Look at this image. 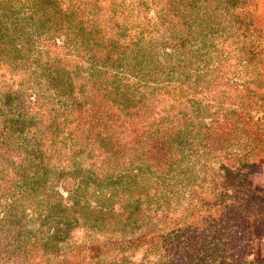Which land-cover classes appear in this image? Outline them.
Masks as SVG:
<instances>
[{
    "label": "trees",
    "instance_id": "obj_1",
    "mask_svg": "<svg viewBox=\"0 0 264 264\" xmlns=\"http://www.w3.org/2000/svg\"><path fill=\"white\" fill-rule=\"evenodd\" d=\"M257 1L0 0V264H264Z\"/></svg>",
    "mask_w": 264,
    "mask_h": 264
},
{
    "label": "rangeland",
    "instance_id": "obj_2",
    "mask_svg": "<svg viewBox=\"0 0 264 264\" xmlns=\"http://www.w3.org/2000/svg\"><path fill=\"white\" fill-rule=\"evenodd\" d=\"M257 6H258V9H256L257 16H255V18L257 21L262 23V26H264V0H258ZM10 104H11V106H14L16 104V102L14 100H11ZM12 156H14V155L12 153H10L9 155L6 154V157H4V158H7V161L9 163H11V162L16 163V161H13L14 158ZM6 164L7 163H0V165H6ZM261 174H264V169L258 173H253V174H250L246 177L247 182H248V186L251 190H253V191H263L264 190V175L262 176ZM24 211L25 210H22V208H20V207L17 208L14 220L18 221L17 224L20 225L22 232L26 233V231H28L30 228L35 229L37 227V224H31V223L27 222V218H25L24 214L22 213ZM26 213L27 212L25 211V214ZM263 234H264V229H263ZM84 237H85L84 233L80 230H77V231L73 232L72 240L80 242L84 239ZM109 239L111 240V238H108L107 236H99L98 237L99 241H104V240H109ZM0 242L2 244H6V238L4 236H2L1 233H0ZM247 250L250 253L251 258L264 260V235L263 236L257 235L256 238L249 241L247 244ZM57 251L60 253L63 252V247L57 246ZM51 253L55 254V252H50V254ZM139 259H140V254H136L131 259V261L138 262ZM8 264H13V263L9 262Z\"/></svg>",
    "mask_w": 264,
    "mask_h": 264
},
{
    "label": "crops",
    "instance_id": "obj_3",
    "mask_svg": "<svg viewBox=\"0 0 264 264\" xmlns=\"http://www.w3.org/2000/svg\"><path fill=\"white\" fill-rule=\"evenodd\" d=\"M262 176L264 175V174H261Z\"/></svg>",
    "mask_w": 264,
    "mask_h": 264
}]
</instances>
